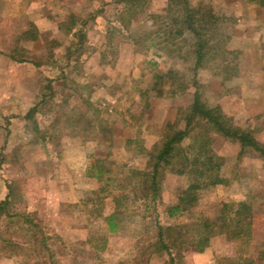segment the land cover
I'll return each instance as SVG.
<instances>
[{
    "label": "rangeland",
    "instance_id": "374dc122",
    "mask_svg": "<svg viewBox=\"0 0 264 264\" xmlns=\"http://www.w3.org/2000/svg\"><path fill=\"white\" fill-rule=\"evenodd\" d=\"M186 7L209 21L201 38L180 24ZM0 53L38 70L24 86L0 77V264H169L159 227L214 219L223 203L246 200L248 242L219 234L203 253L179 244L175 264H264V157L251 146L195 119L181 147L191 157L189 146L209 139L224 182L172 218L167 210L196 180L191 166L162 167L154 200L147 178L164 138L185 127L195 92L264 147V6L0 0Z\"/></svg>",
    "mask_w": 264,
    "mask_h": 264
},
{
    "label": "trees",
    "instance_id": "16d2710c",
    "mask_svg": "<svg viewBox=\"0 0 264 264\" xmlns=\"http://www.w3.org/2000/svg\"><path fill=\"white\" fill-rule=\"evenodd\" d=\"M260 6H264V0H255ZM189 8V7H188ZM186 14L184 18L181 19L180 24H183L184 29L187 28L188 31L193 33L197 39L200 37L199 29L201 24L209 22L207 17L202 16L200 12L196 9L185 8ZM207 19V21L205 20ZM182 26V25H181ZM182 33L181 31L179 34ZM207 41H202L201 39L197 45V61L195 68L200 67V61L202 60L204 54L202 53V47ZM23 62V60L19 61ZM200 119L205 121L210 130L215 133L220 134L226 138H234L241 142V146L248 144L255 151L264 157V147L259 146L256 141L249 135L248 132L243 130H238L232 127L229 123V119L225 117L219 108H208L201 100L198 92L193 95V102L190 107L189 112L185 118V127L181 130H175L168 137L164 138V142L160 145L158 152L151 164V173L148 172L147 178L149 181V188L153 193L154 200L158 193V181L157 177L160 174V169L165 166L172 165V168H182L186 172V165H190L191 171L193 173L195 181L191 183L185 191V194L179 199L177 205L170 207L167 211V215L172 218L177 214L185 211L186 209L195 206L198 202L201 191L213 188L224 182L220 175L221 162L214 157L207 150L209 145V139L195 140L189 147L194 149L191 153V157L185 152V149L181 147L182 142L189 136L190 124L195 120ZM205 149L207 152H205ZM189 151V148H188ZM205 154V155H204ZM179 156L182 157L184 163H178ZM179 172V171H178ZM145 175L143 172H138ZM177 173V172H176ZM182 174V171L179 172ZM101 171L97 174H93L95 178H100ZM261 202L260 208L264 207V198H258ZM250 200L238 203L236 206L223 203L221 205L219 214L214 219H204L198 223L191 225H182L177 227L167 226L166 228L159 227V242L162 243L164 251L169 258V264H175L176 255H173L172 247H177L182 244L186 247L196 248L198 253H203L206 248H208L211 240L215 235L223 234L230 239L229 235L236 236L239 240L243 242H248L250 239V231L253 223L254 213L251 209ZM3 206L6 202L1 203ZM259 212H262L260 209ZM264 216V213H263ZM107 224L110 232H115L118 229V221L116 214H111L107 217ZM188 230H190L191 235L188 237ZM188 231V232H187ZM187 232V235H185ZM173 235L175 237H173ZM165 236L168 241H164ZM182 239V242L180 241ZM178 259H182L183 255H179Z\"/></svg>",
    "mask_w": 264,
    "mask_h": 264
},
{
    "label": "crops",
    "instance_id": "0c3cea01",
    "mask_svg": "<svg viewBox=\"0 0 264 264\" xmlns=\"http://www.w3.org/2000/svg\"><path fill=\"white\" fill-rule=\"evenodd\" d=\"M19 61L21 60L7 56L5 55V53H0V77L5 78L8 75L7 77H10L13 80H18V81L20 80L21 81L20 86H24L25 85V83L23 82L24 80L31 81L32 79L36 80L38 78V70L31 62L22 63ZM13 69H15L16 73H13L14 72ZM10 70H12L13 74L11 73ZM2 72L4 73L2 74ZM26 72H29V74L26 75ZM28 89L29 88H25L21 92L27 90L26 92L31 93L32 92L31 87L29 90ZM3 91L4 90H2L1 92ZM26 92H24L23 94H25Z\"/></svg>",
    "mask_w": 264,
    "mask_h": 264
}]
</instances>
